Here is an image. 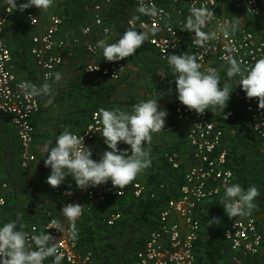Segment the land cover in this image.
I'll return each mask as SVG.
<instances>
[{"label":"built area","instance_id":"2783aa9c","mask_svg":"<svg viewBox=\"0 0 264 264\" xmlns=\"http://www.w3.org/2000/svg\"><path fill=\"white\" fill-rule=\"evenodd\" d=\"M132 2L136 9L141 2L154 4L157 9H163L162 15L156 18L141 16L142 22L136 24L137 29L144 24L156 30V35L150 37L148 43L158 52L162 62L168 63L167 54H176L185 46L189 47L192 54L198 55V62L202 66L201 71H206L210 67L216 69L218 64L229 67L228 56L241 62L242 67H250L258 59L264 58V39H258L254 32L245 28L238 34L234 33L225 37L218 31L220 25L226 22L232 24L231 18L222 11V2L234 3L245 9L250 16L264 23V0H132ZM112 3L113 0L96 2L93 15L94 26L86 27L87 31L83 29L82 38H80L82 41H74V44L81 43L91 59L86 68L89 75L119 81L127 72L126 64L122 61H106L100 56V48L86 40L94 29L103 34L111 33L103 11L105 6H111ZM201 4H206L215 16L204 29L206 32L217 34L216 39L209 42L207 50L194 45L192 43L194 34L187 32L184 27L189 9L193 6L199 7ZM11 16L12 11L8 12V7L0 13V114L10 118L19 144V167L22 171L28 172L38 162L35 152L34 118L41 112V103L39 97H25L17 88L18 83L29 80L20 78L12 69L13 54L5 40V32ZM26 19L31 28H36L39 24L33 12H27ZM64 25V19L54 15L45 32L32 36L30 53L43 80L47 82L54 80V74L66 62L65 53L69 45L61 37ZM105 28L109 29L107 33ZM236 78L239 81L240 77L236 76ZM235 94L243 100L248 125L262 143L261 156L264 158V110L259 109L257 99L247 98L242 86ZM175 116L177 121L187 129V142L193 151L195 164L185 173L178 197L168 201L160 211L158 227L150 230L145 244L136 251L134 264H198L197 244L203 226L200 218L201 209L206 201L222 195L225 181L229 186L234 184V172L228 166L229 152L224 148L225 132L212 121L210 110L199 115L178 102ZM257 125L260 128H257ZM101 128L98 112H95L85 130L75 135L84 137L85 146L90 149L101 136ZM118 148L127 150L130 154V146L123 142L118 145ZM165 158L173 169L182 168L183 163L179 153H166ZM92 159L98 161L100 158L92 157ZM160 188L163 189L164 186ZM9 189L10 183L0 178V227L5 224L4 212L8 206L6 192ZM120 191L112 186L111 181L86 190L78 189L75 184V190L72 195H68L66 204L83 205L81 199L85 198L87 201V207H83V214L76 222L79 232L76 239L56 229H50L53 227L51 221L54 219L61 221L65 228L68 226L66 219L61 220L54 216H49L43 227L36 224L26 232L31 236L47 231V234L53 236L59 251L63 254L61 263L98 264L91 251L81 250L79 224L90 206H101L112 197H125L128 186L121 193ZM132 192L136 198L149 196L155 199L158 196L156 191H150L140 182L133 184ZM121 219L120 212H111L105 221L109 226H114ZM228 220L230 224L224 232V240L227 243L226 250L230 252L231 263L249 264V260H256L263 251L264 234L258 226L254 213L231 219L228 217ZM44 264H48L47 260Z\"/></svg>","mask_w":264,"mask_h":264},{"label":"crops","instance_id":"0c3cea01","mask_svg":"<svg viewBox=\"0 0 264 264\" xmlns=\"http://www.w3.org/2000/svg\"><path fill=\"white\" fill-rule=\"evenodd\" d=\"M67 1L64 2L67 4ZM92 1L96 3L98 0ZM19 2H24V0H19ZM58 2L59 4H57L56 0H54L53 8L50 7L47 11L38 10L37 8L32 7L24 11V13H21L22 15L26 14L27 12H33L38 18V26L36 28H32L34 31L33 33H35L34 35L42 34L43 32H45L50 25L51 17L56 15L64 19V29L66 27L69 28V32L67 33L68 35L64 37V33L62 32L61 37L65 40L71 38V36H69V33H72L71 27L70 25L66 26L68 22L63 17V13L61 14L62 8L60 7L63 1ZM117 5L120 8L119 10L123 13L121 14L120 18H117V22L112 23L111 33L103 34L94 29L93 33L86 38L87 41L95 45H97V42L100 40H105L107 43L116 42L124 33V31L120 32L121 28L125 27L127 29V27L129 26L128 21L133 16L139 15V13H137L136 11V7L133 5L131 0H118ZM112 7L113 6H105L104 8L103 16L106 20L110 18L109 13H111L110 10ZM89 9H91L90 12H88L87 10H81L82 12L80 15L73 12L69 13L67 7L63 11H65L67 15L68 13L70 14L67 16L69 20H72V18L75 17L76 19L79 18V21L81 22V20L84 18L82 23L80 24L83 31V29L88 26H94L92 7ZM222 11L225 15L231 18L232 24L238 25L235 34L240 33L242 29L246 28L254 32L258 39H264V28L261 29L259 26L250 21L254 20V22L258 25H264V23L250 16L245 11V9L231 2H222ZM17 12L19 13V11ZM18 13H12L10 23L8 24L5 32L6 43L10 47L13 54L12 69L20 78L29 80L39 86H42L47 81L43 80L42 74L37 68L33 57L31 56L30 51L32 48V39L30 40V34L24 35L23 32L25 31V28L20 29V25L24 21L27 22V27L29 26V23L26 17L23 19L22 17H20V15H18ZM72 22L73 21H70V23ZM140 22H142L141 16L140 20L137 23ZM82 31L80 34H82ZM80 38H82V35L77 39H74V41H82V39ZM72 41L73 40H70V42L67 41L69 46L67 52L65 53L66 62L64 66L58 69V72L62 73L63 78L58 84L54 85V98L50 96L39 97L41 103V112L34 118V124L36 128L35 152H39L41 153V155H44L46 153L49 142L53 141V138L56 135L58 121L62 116V113H64L70 106L76 103L75 100L77 98L75 97L73 99L69 97V94L72 90L74 91V88L76 86L75 84L77 82L83 83V78L78 77V73L76 71L77 68H82V64L80 62L83 63L82 60H84L85 57H87V60L85 62L87 65L91 61L89 56H87V54L83 52L85 50L82 47L81 43L74 44V41ZM100 50L102 51V49ZM186 52L188 54H192L189 47L185 46L183 49L177 52L176 55H181ZM78 56H81V59L80 57L78 59ZM122 62L126 64L127 72L119 81H112L89 74H87L89 78L87 80H89V82L98 80L104 81V83H112L114 85H117L118 87L116 89V93L114 94V100L116 104L111 109H120L127 112H131L133 105L139 103L141 100L157 99V94H163L162 98L158 100V104L161 110H165L168 113L165 121V129L159 133L152 134V142L150 145L152 160L151 166L142 174L138 175V177L128 186V189L131 188L132 190L133 184L135 182H140L150 191H156L158 196H162L165 194L171 195L175 190H177V186L180 183L176 175L183 176V173H186L187 170L195 164L193 160V151L187 142V129L177 121L175 116V108L179 100L178 94L176 92L173 69L170 65H167L168 67H166L162 63L158 52L149 45L148 40L145 41L142 47L138 49L132 57H128L125 60H122ZM216 69L221 76V87L224 83H229L231 86L232 94L229 102L227 103V107L223 110V112L217 107L214 112L210 111V115L212 121H214L215 124L218 127H221L225 132L224 148L229 152L228 166L231 168L230 162H232L233 165H235L237 162L240 163L238 167L241 169L242 174V169H244V166L252 167V164H254L251 159L255 157L258 152L261 153L262 143L255 137L248 125V119L244 110L242 98L236 96L235 94L236 91L241 88V86H239L238 79L236 77L231 79L227 77L226 72L228 66L226 65L218 64L216 66ZM163 78H165L164 84L160 86L158 80ZM86 84L89 85L88 83ZM169 90L171 91L169 92ZM50 99L51 103L48 102ZM120 101H124L127 105H120ZM79 105L82 106L83 101H80ZM229 113L230 115H228ZM225 115H228L227 119L223 118ZM0 118L3 119L5 117L4 115L0 114ZM89 120L86 123L80 124H75L73 121H67V124L65 125L66 127L64 126L63 131L65 129H68L73 134L82 133L85 130ZM9 125L13 130L11 140L13 141L16 149L18 148L19 152V144L14 127L11 123H9ZM90 149L93 153L92 157L95 159L101 158L105 151L110 150L104 143V139L102 136H99L97 138ZM1 152L2 145L0 143V153ZM173 152L180 154L183 163L182 168L179 170H175L171 167L175 171L171 170L168 167V162L165 158L166 153ZM263 165L264 164L261 163L259 166V168L263 171L258 175V177L263 176L264 178V167H262ZM179 171H182V173H178ZM27 173V178L32 181V186H34L36 181L35 168L29 170ZM3 177V172L0 169V178L5 180V178ZM248 177H250L249 180L253 182L255 179H257L256 172H251ZM66 179L72 181L73 186L71 192H73L75 190V181L70 176ZM46 181L42 185V188L35 194H33L32 198H30L29 200L27 199L24 202L21 209L20 207L15 205L16 190L10 184V189L6 192L9 203L4 212L5 223L16 220L17 215L19 214L20 220L18 222V226L19 224H23V230L26 232L36 224L39 225V227H43V225L47 222L49 216H54L60 218L61 220H65L61 213V209L66 205V201L68 199V195H66L65 192L67 181L65 180V186L62 184L56 189L50 187L46 183ZM234 183L240 184L245 190L247 189L243 185V183L239 182V179L236 177V175ZM160 186H164V188L161 189ZM259 192H261V190H259ZM223 193L220 197L208 200L204 203L200 212V217L203 218L204 216H210L214 214V207L217 206L218 202H221ZM158 196L156 198H158ZM108 202L109 200L101 206L97 207L88 206L89 210H86L84 215H93L97 218H102L104 216L106 217L111 212H115L113 209H109L107 212L101 210L104 208V206L108 205ZM81 203L84 205V207H87V201L85 198L81 199ZM254 203L256 202L254 201ZM256 205L257 207L253 209L252 212H256V214L254 213V215L264 228L263 209L257 203ZM106 218L104 220H106ZM223 224L226 230L230 224L227 215ZM218 226L219 228H221L223 225L219 224ZM157 227L158 219L156 225H154L152 229H155ZM208 230V226H202V230L200 233L201 240H205L206 238H208L206 237V233L208 232ZM224 246H227L225 240ZM226 254L228 257L226 256L225 258L227 259L224 261H222L223 259H221V261L219 260L221 262L220 264H232L230 260V252H227ZM249 264H264V246L260 258L257 260H249Z\"/></svg>","mask_w":264,"mask_h":264},{"label":"clouds","instance_id":"9594fccd","mask_svg":"<svg viewBox=\"0 0 264 264\" xmlns=\"http://www.w3.org/2000/svg\"><path fill=\"white\" fill-rule=\"evenodd\" d=\"M53 4L54 0L24 2L7 0L8 12L23 13L32 7L47 11ZM136 11L139 15L128 21L129 26L116 42L107 43L105 40L97 42L96 47L102 49L106 61L118 62L132 57L145 41L156 35L154 28L141 24L140 29H137L136 24L140 16L156 18L163 14V9H157L154 4L141 2ZM214 18V12L206 4L189 9L184 27L187 32L194 34L192 41L194 45L207 50L209 42L216 39V32L204 31ZM237 27V24L226 22L219 26L218 31L227 37L234 34ZM108 31L109 29L105 28V32ZM166 59L173 69L176 92L182 105L199 115H203L207 110L214 112L217 107L223 112L232 92L229 83H224L221 87V76L217 69L210 67L206 71H201L198 55L187 52L181 55L167 54ZM227 63L229 65L227 77L231 79L239 76V86H242L247 98L257 99L259 109L264 110V58L258 59L250 67H242L241 62L232 56L227 57ZM62 78V73L56 72L51 83L45 82L38 87L30 81H22L17 84V88L25 97L54 98V85ZM162 95L157 94V99L141 100L133 105L131 112L103 107L98 110L99 121L102 124L101 136L110 149L105 151L98 161L92 159L93 153L85 146L84 137L65 129L56 137L55 144L47 149L44 164L51 172L46 183L56 189L70 176L78 189L86 190L111 181L112 186L120 189L121 193L138 175L151 166L152 134L165 129L168 115L158 104ZM48 102L51 103V99ZM228 115L223 118L227 119ZM257 128L260 126L257 125ZM121 142L130 146V154L127 150L118 148ZM49 144L51 145V142ZM71 187L69 184L66 195H72ZM259 195L260 192L254 185L245 190L238 183L229 186L225 181L221 204L230 219L247 216L257 207L254 201ZM83 207L78 203H67L61 209L63 217L68 222L67 228L61 221L54 219L51 221L53 227L50 229H56L76 239L79 235L76 222L83 214ZM19 220L18 214L16 220L0 227V264H44L49 258L52 259V264H61L63 254L59 251L55 238L47 234V231L29 236L23 230V224L18 226ZM219 221L218 218H213L207 223L211 226Z\"/></svg>","mask_w":264,"mask_h":264},{"label":"trees","instance_id":"16d2710c","mask_svg":"<svg viewBox=\"0 0 264 264\" xmlns=\"http://www.w3.org/2000/svg\"><path fill=\"white\" fill-rule=\"evenodd\" d=\"M117 1L118 0H113L111 5L113 7L110 10L111 13H109L110 18L106 20V23L110 28H112V23L117 22V18H120L123 13L119 10L120 8L117 5ZM250 22L259 26L261 29L264 28V25H258L254 20H251ZM123 31H126L125 27L121 28L120 32ZM162 63L166 67L169 65L165 62ZM84 80L85 79H83V83L77 82L74 91L72 90L70 92L69 97L73 99L76 97V103L62 113L56 128V135L53 138V141H51V145L48 144V148L55 144L56 137L63 132L67 121H73L75 124L86 123L92 114L98 112L100 108L111 109L116 104L114 94L116 93L117 85L104 83V81L98 80L90 82L89 80ZM158 81L161 86L164 84L165 78ZM80 101H83L82 106L79 105ZM119 104L124 105L126 103L120 101ZM4 117L5 118L3 119L0 118V143L2 145V152L0 153V169L4 175L3 178L15 188V205L21 209L24 202L27 199L29 200L32 198L33 194L42 188V185L50 175L51 169L45 167L44 164V160L47 158L46 151L44 155H41L38 158V162L34 167L36 181L34 186H32V181L27 178L28 173L22 171L19 167L18 148L16 149L11 140L13 130L9 125L10 118L6 116ZM239 164L240 163L237 162L235 166L230 162L231 168L234 170V180L236 175L239 182L243 183L247 189L254 185L258 190H261L260 195L256 198L255 202L262 207L264 212V178L263 176L258 177L263 170H261L259 165H256L255 162L252 164V167L244 166V169H242L243 173L241 174V169L238 167ZM168 167L173 170L169 164ZM262 167H264V165ZM251 172H256L257 179L253 181L254 183L251 182L249 180L250 177H248ZM178 173H182V171H179ZM184 175L185 173H183V176L176 175L180 183L177 186V190L171 195L165 194L158 196V198L155 199H152L149 196L136 198L131 188H129L125 197H114L109 199L107 206L115 212H120L122 214V219L114 226H109L104 220L107 216L97 218L93 215H84L79 224V245L81 250L91 251L98 264H134L135 253L145 244L150 230H152L157 223L160 211L166 206L168 201L178 197ZM254 213L256 214L255 211ZM200 218L202 219V224L208 226L209 230L206 233V237L208 238L205 240L199 238L197 244L198 264H220L221 259H223L222 261L227 259L225 258L227 256V250L226 246H224L225 226L223 224L226 218V213L221 202H218L217 206L214 207L213 215ZM213 218H218L220 221L209 226L207 222ZM219 224L223 226L219 228ZM258 226L263 233L264 228L259 221ZM260 256L257 259H259ZM47 262L48 264H52V259L49 258Z\"/></svg>","mask_w":264,"mask_h":264},{"label":"rangeland","instance_id":"374dc122","mask_svg":"<svg viewBox=\"0 0 264 264\" xmlns=\"http://www.w3.org/2000/svg\"><path fill=\"white\" fill-rule=\"evenodd\" d=\"M58 1H60V2H62L61 3V7L60 8H62L61 9V14L63 13V17L66 19V21L69 23H67V25L66 26H69L70 25V27H71V31H72V33H69V36H71V38L70 39H66L68 42H70V40H73L74 41V39H77L78 37H80L82 34H80L81 33V31H82V28H81V23H82V21H83V19L81 20V22L79 21L80 19L79 18H75V17H73L72 18V20H69L68 18H67V16L68 15H70L69 13L70 12H73V13H76V14H78V15H80L81 14V10H83V11H85V10H87L88 12H90L91 11V9H89V8H91L92 7V15H94V6H95V4L96 3H94L92 0H56V3L57 4H59V2ZM64 1H67V4L64 2ZM69 1H71V2H69ZM82 1H83V3H82ZM18 2H19V0H18ZM54 5V4H53ZM67 7V10L69 11V13H68V15H67V13L65 12V11H63L64 9H66V7ZM8 6H7V0H0V13H2L6 8H7ZM52 8H53V6H52ZM14 12H16V13H18L17 11H14ZM13 11H12V13H14ZM65 12V13H64ZM24 13V12H23ZM54 14H59V13H54ZM60 14V15H61ZM18 15H20V17H22L23 19L26 17V14H22L21 15V12H19L18 13ZM25 15V16H24ZM70 21H73L72 23H70ZM90 25V24H89ZM21 28H25V31L23 32L24 33V35H28V34H30V40L32 39V36L35 34V33H33L34 31H33V29L30 27V26H28L27 27V22L26 21H24L21 25H20V29ZM69 32V28H65L64 30H63V33H64V37L65 36H67L68 33ZM6 35V34H5ZM72 41V42H73ZM83 52H85L86 53V51H83ZM87 54V53H86ZM87 56H88V54H87ZM100 56L102 57V58H104V56H103V53H102V51L100 50ZM79 57H80V59H81V56H78V59H79ZM86 60H87V57H85V59L84 60H82L83 61V63L82 62H80L81 64H82V68H77V76L78 77H81V78H83V79H85L84 81H86L87 79H89L88 78V76H87V70H86V68H87V64L85 63L86 62ZM91 60V59H90ZM127 75V74H126ZM126 77V76H125ZM38 153V158L40 157V155H41V153H39V152H37ZM251 161L252 162H256V165L258 164L259 166H260V164L261 163H264V159L261 157V153L260 152H258L257 154H256V156L255 157H253L252 159H251ZM66 186H65V182L63 183V185L65 186V192L67 193L68 191H69V188H68V185L69 184H71L72 185V181L71 180H67L66 179ZM72 189V188H71ZM111 205H112V203H111ZM116 207V206H115ZM110 209V207L109 206H104V208L103 209H101L102 211H108ZM105 212V213H106Z\"/></svg>","mask_w":264,"mask_h":264}]
</instances>
